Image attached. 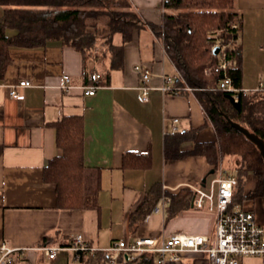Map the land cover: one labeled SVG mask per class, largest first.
Listing matches in <instances>:
<instances>
[{
	"label": "crops",
	"instance_id": "obj_1",
	"mask_svg": "<svg viewBox=\"0 0 264 264\" xmlns=\"http://www.w3.org/2000/svg\"><path fill=\"white\" fill-rule=\"evenodd\" d=\"M129 1L144 25L125 44L121 35L114 37V44L123 47L119 67H113L111 52L85 59L58 40L9 49L10 63L0 74V249L17 250L14 258H25L26 264H83L81 250L75 248L77 236L94 254L120 241L152 238L161 245L174 234H215L216 213L194 206L195 189L209 190L222 172L235 176L239 162L225 158L214 171L205 156L193 153L198 145L216 143L218 136L194 91L179 80L156 32L167 12L164 0ZM234 5L242 20L237 41L241 60L243 46H249L262 64L264 0H234ZM3 13L0 6V17ZM136 65L152 72L146 103L139 100ZM244 69L242 88L255 90L264 82L249 83ZM91 74L101 76L103 85L85 95V87L94 84ZM65 75L71 79L68 89L63 88ZM169 77L182 90L163 92ZM23 81L30 86L20 87ZM13 88L23 99L11 96ZM67 116L82 119V160L89 174L100 175L95 207H61L56 186L45 181V169L62 154L55 124ZM174 119H179L177 132L172 131ZM256 184L249 175L235 200L264 228V197L243 198ZM47 243L64 250L50 260L42 249ZM162 264L211 261L204 253L187 251L176 262L166 256ZM240 264L264 260L247 257Z\"/></svg>",
	"mask_w": 264,
	"mask_h": 264
},
{
	"label": "trees",
	"instance_id": "obj_2",
	"mask_svg": "<svg viewBox=\"0 0 264 264\" xmlns=\"http://www.w3.org/2000/svg\"><path fill=\"white\" fill-rule=\"evenodd\" d=\"M0 6L4 8L0 17V74L10 63L11 47L36 48L56 40L81 51L85 59L98 57V44L103 40L113 55V67H119L123 47L114 44V37L121 35L125 44L144 25L129 0H0ZM164 7V22L156 32L159 37L165 34V49L180 73L179 80L195 90L218 136L216 143L198 145L193 153L205 156L214 171L225 158H240L233 168L238 180L234 198L238 199L249 175L255 177L256 188L243 198L264 197L261 153L229 122L241 124L264 140V92L236 97L218 87L223 72L205 74V68L217 66L225 52L231 61L228 75L234 86L242 88L243 66L237 44L242 20L234 0H165ZM9 31L15 33L10 35ZM218 31H222L220 35ZM217 44L227 46L218 55L214 52ZM94 84L103 85L100 80ZM55 128L62 154L45 169V181L56 186L61 207H95L100 175L97 171L89 174L82 160V119L67 116ZM15 260L14 264H26L20 256ZM80 260L83 264H110L112 260L116 264H162L157 254L149 253L127 261L123 254L114 257L107 251H80Z\"/></svg>",
	"mask_w": 264,
	"mask_h": 264
},
{
	"label": "built area",
	"instance_id": "obj_3",
	"mask_svg": "<svg viewBox=\"0 0 264 264\" xmlns=\"http://www.w3.org/2000/svg\"><path fill=\"white\" fill-rule=\"evenodd\" d=\"M233 28L237 29V25H233ZM161 35L162 38L165 36L164 33ZM217 46L221 47V51L227 47L220 44H217L215 47ZM230 67L231 61L228 59L227 54L223 52L219 64L209 69L210 73L223 72L224 79L218 84L221 90L231 92L236 97H239L240 94L246 96L254 92H264V82H261L255 90L234 86L232 79L228 75ZM135 70L141 75V85L139 87L141 95L139 100L146 103L149 101V82L152 72L142 65H136ZM91 78L93 82L97 83L100 76L95 74ZM70 80V76L68 75L63 77L64 89L69 88ZM174 81L175 77H169L166 80V85L162 87V91L174 93L182 90L183 87L173 85ZM19 86H30V82L23 81ZM98 88V84L85 87L84 94L94 95ZM188 89L191 90V87ZM11 96L23 99V96L17 92L16 88L11 90ZM178 122L179 119L172 121L173 132L178 131ZM237 183L236 176H226L222 172L218 178L212 181L209 190L202 188L195 189L197 197L194 199V206L198 209L207 208L216 213L217 220L214 236L174 234L161 245H159L156 239L141 238L133 243L126 241L114 243L105 251L112 253L114 257L123 254L127 261H132L143 253L157 254L161 259V263L166 256H169L170 260L176 262L179 260L181 253L187 251L206 254L211 264H240L241 259L247 257H257L264 260V228L257 223L253 212L244 210L236 202L234 193ZM163 203L165 204L166 202ZM155 211L158 212L159 208H155ZM75 248L79 251H95L84 244L82 236H77ZM42 249L50 260H54L58 252L64 250L62 247L52 246H44ZM16 251L15 249L3 246L0 249V264H14L16 262L14 258ZM110 264H116V261L112 260Z\"/></svg>",
	"mask_w": 264,
	"mask_h": 264
},
{
	"label": "rangeland",
	"instance_id": "obj_4",
	"mask_svg": "<svg viewBox=\"0 0 264 264\" xmlns=\"http://www.w3.org/2000/svg\"><path fill=\"white\" fill-rule=\"evenodd\" d=\"M222 31H218L217 35H220ZM243 42V40H241ZM100 48L99 51L102 54L103 50L106 53H109V47H107V45H105L104 41L102 40L101 42H99ZM242 66L243 68H245V74L247 77V81L249 83L255 84L257 81L260 80V78H264V63L261 64V59L262 57L260 56V54H255L253 51L249 50V46H243V52H242ZM212 68L210 66L205 68V74L207 76H210V71L209 69ZM190 88V87H189ZM192 91H195L193 88H191ZM237 161L240 162V158L235 157ZM257 223L259 224V222L257 221ZM260 225V224H259Z\"/></svg>",
	"mask_w": 264,
	"mask_h": 264
},
{
	"label": "water",
	"instance_id": "obj_5",
	"mask_svg": "<svg viewBox=\"0 0 264 264\" xmlns=\"http://www.w3.org/2000/svg\"><path fill=\"white\" fill-rule=\"evenodd\" d=\"M221 51V47L217 46L214 49V52L216 55H218ZM229 122L231 123V125L237 129L238 131H240L248 140H250L252 143H254L257 148L259 149L261 156L264 160V140L261 139L259 136H257L256 134L250 132L247 128H245L244 126H242L239 123L233 122L232 120H229Z\"/></svg>",
	"mask_w": 264,
	"mask_h": 264
}]
</instances>
